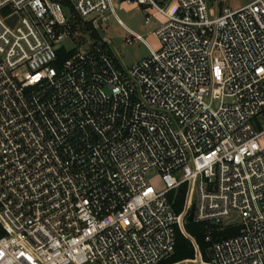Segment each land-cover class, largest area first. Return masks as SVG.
I'll use <instances>...</instances> for the list:
<instances>
[{"label": "built area", "instance_id": "1", "mask_svg": "<svg viewBox=\"0 0 264 264\" xmlns=\"http://www.w3.org/2000/svg\"><path fill=\"white\" fill-rule=\"evenodd\" d=\"M123 5L155 24L128 67ZM192 208L238 229L208 260ZM0 264H264V0H0Z\"/></svg>", "mask_w": 264, "mask_h": 264}, {"label": "rangeland", "instance_id": "2", "mask_svg": "<svg viewBox=\"0 0 264 264\" xmlns=\"http://www.w3.org/2000/svg\"><path fill=\"white\" fill-rule=\"evenodd\" d=\"M250 1L226 0V5L232 9H236ZM117 19L121 20L122 24H119ZM154 29V23L144 24L141 8L125 5L116 9V17L111 16L106 24L101 27L105 38L110 40V47L114 56L123 67L131 66L149 55L150 45L155 46V37L152 35ZM131 32L141 35L142 39L127 44L125 37H128ZM233 218L231 217L225 221L233 220Z\"/></svg>", "mask_w": 264, "mask_h": 264}, {"label": "trees", "instance_id": "3", "mask_svg": "<svg viewBox=\"0 0 264 264\" xmlns=\"http://www.w3.org/2000/svg\"><path fill=\"white\" fill-rule=\"evenodd\" d=\"M184 188L181 187L174 198V209L178 212L181 209L183 202ZM186 230L194 237L205 260L209 259V248L216 240L233 236L237 232V226L220 227L217 225L206 226L204 223L194 221L185 224ZM210 240H206V237ZM194 256V248L191 242L181 233H177L176 245L173 254L168 259V262L189 259Z\"/></svg>", "mask_w": 264, "mask_h": 264}, {"label": "water", "instance_id": "4", "mask_svg": "<svg viewBox=\"0 0 264 264\" xmlns=\"http://www.w3.org/2000/svg\"><path fill=\"white\" fill-rule=\"evenodd\" d=\"M192 216H193V208L191 209L190 214L187 217V221L188 222H191L192 221Z\"/></svg>", "mask_w": 264, "mask_h": 264}]
</instances>
